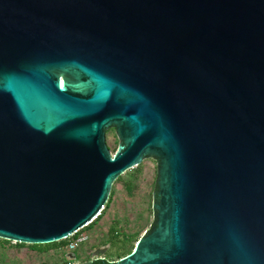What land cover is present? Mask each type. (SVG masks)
Masks as SVG:
<instances>
[{
  "label": "water",
  "instance_id": "obj_1",
  "mask_svg": "<svg viewBox=\"0 0 264 264\" xmlns=\"http://www.w3.org/2000/svg\"><path fill=\"white\" fill-rule=\"evenodd\" d=\"M147 157L149 229L85 264H264V0H0V239L62 240Z\"/></svg>",
  "mask_w": 264,
  "mask_h": 264
},
{
  "label": "rangeland",
  "instance_id": "obj_2",
  "mask_svg": "<svg viewBox=\"0 0 264 264\" xmlns=\"http://www.w3.org/2000/svg\"><path fill=\"white\" fill-rule=\"evenodd\" d=\"M103 140L110 154L117 151L118 142L113 128L104 130ZM134 168L125 171L120 179L113 182L106 207L97 221L85 230L89 236L87 245L74 251L73 260L66 258L68 254L62 246L39 253L28 246L17 247L8 242L0 244V264H85L91 253L111 263L117 262L115 248L121 246L123 235H132L130 249L133 250L137 240L147 232L152 223L150 203L156 175L155 160L144 158L137 169ZM125 183H129V193L125 189ZM113 225L118 236L111 241L109 228ZM124 247H129V244ZM120 251L119 249L118 252Z\"/></svg>",
  "mask_w": 264,
  "mask_h": 264
},
{
  "label": "trees",
  "instance_id": "obj_3",
  "mask_svg": "<svg viewBox=\"0 0 264 264\" xmlns=\"http://www.w3.org/2000/svg\"><path fill=\"white\" fill-rule=\"evenodd\" d=\"M115 135V134H114ZM139 166V164L137 165V166H135V170L137 169V167ZM133 170V169H132ZM125 173V172H124ZM123 174V173H122ZM121 174V175H122ZM121 175H119L114 181H117L118 179H120V176ZM113 181V182H114ZM113 184V183H112ZM112 186V185H111ZM125 189H126V191L129 193L130 192V187H129V183H125ZM110 191H109V193H108V197H107V200H106V203L103 205V207H102V209H101V211H100V213H99V215L98 216H96L95 218H94V220H92L89 224H87L85 227H83L82 228V230H86V229H88L89 227H91L96 221H97V219L99 218V216L101 215V212H102V210L106 207V205H107V203H108V200H109V196H110ZM152 202V201H151ZM150 208H151V203H150ZM109 233H110V240L112 241H114L116 238H117V236H118V232H117V230H116V227H115V225H113V226H111L110 228H109ZM132 235H123V240L121 241L122 243H121V246L120 247H116L115 248V250H116V254H115V257H117V260H119L120 258H122V257H124V256H126V255H128L129 253H131V251H132V249H130V247H131V241H132ZM9 241H6V240H2V239H0V244H4V243H8ZM65 244V240H60V241H58V242H53V243H49V244H43V245H26V244H22V243H14V245L15 246H17V247H23V246H28L30 249H32L33 251H35V252H46V251H48L49 249H52V248H54V247H56V246H63ZM126 244H129V247H127V248H125L124 246L126 245ZM121 250L120 252H118V250ZM72 254L74 255V257H75V253L74 252H72ZM100 261H104L105 263H111L109 260H107V259H105V258H103L102 260H100Z\"/></svg>",
  "mask_w": 264,
  "mask_h": 264
},
{
  "label": "built area",
  "instance_id": "obj_4",
  "mask_svg": "<svg viewBox=\"0 0 264 264\" xmlns=\"http://www.w3.org/2000/svg\"><path fill=\"white\" fill-rule=\"evenodd\" d=\"M88 239H89L88 234L81 228L79 230L72 232L71 234L67 235L65 238L62 239L65 240V244L62 246V248L67 254H70L76 251L80 246L84 245L83 248H85V246L88 243ZM102 259L103 258L98 257L97 255L95 256L94 254L91 253L88 262L102 260Z\"/></svg>",
  "mask_w": 264,
  "mask_h": 264
}]
</instances>
